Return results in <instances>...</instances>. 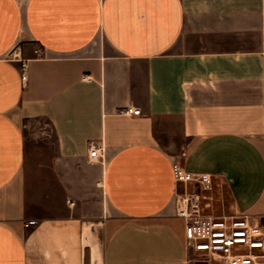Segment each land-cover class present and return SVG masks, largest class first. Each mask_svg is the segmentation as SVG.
I'll return each instance as SVG.
<instances>
[{"label":"crops","instance_id":"0c3cea01","mask_svg":"<svg viewBox=\"0 0 264 264\" xmlns=\"http://www.w3.org/2000/svg\"><path fill=\"white\" fill-rule=\"evenodd\" d=\"M19 44L26 69L8 59ZM38 118L56 138L44 215L29 206ZM175 163L264 214V0H0V264H86L103 201L105 264H193Z\"/></svg>","mask_w":264,"mask_h":264},{"label":"built area","instance_id":"2783aa9c","mask_svg":"<svg viewBox=\"0 0 264 264\" xmlns=\"http://www.w3.org/2000/svg\"><path fill=\"white\" fill-rule=\"evenodd\" d=\"M8 59L19 60L23 69L27 59L22 49L15 47ZM125 116H139L142 109L135 105L118 111ZM89 157L105 160L104 148L97 141L89 142ZM176 181L184 184L177 196V216L184 222L185 245L190 261L207 264H264V214L206 212L204 199L212 189L213 176L209 173L188 172L180 163L173 165ZM102 182L99 181L98 185ZM37 224L29 220L27 227Z\"/></svg>","mask_w":264,"mask_h":264},{"label":"rangeland","instance_id":"374dc122","mask_svg":"<svg viewBox=\"0 0 264 264\" xmlns=\"http://www.w3.org/2000/svg\"><path fill=\"white\" fill-rule=\"evenodd\" d=\"M16 47H21L17 45ZM40 52V49L37 50ZM25 133L27 137V148L31 166L33 182L29 186L30 208L38 215L46 213L44 203L39 201L41 194H44L45 183L49 176L47 168L52 157L56 153V138L51 125L45 118H38L27 122ZM50 179V180H49ZM51 181V177H49ZM204 199L206 212L215 214L234 213L231 197L225 187L215 185V187L206 192ZM56 205V203H52ZM88 209L98 212L97 204L91 205ZM106 212L104 211V201L102 202L101 216H95L87 219L85 228L82 232L84 249L88 247L90 258L86 259V264H105V251L109 238V232L106 228ZM100 217V218H99Z\"/></svg>","mask_w":264,"mask_h":264},{"label":"water","instance_id":"95a60500","mask_svg":"<svg viewBox=\"0 0 264 264\" xmlns=\"http://www.w3.org/2000/svg\"><path fill=\"white\" fill-rule=\"evenodd\" d=\"M194 264H207V263L203 261H196Z\"/></svg>","mask_w":264,"mask_h":264}]
</instances>
